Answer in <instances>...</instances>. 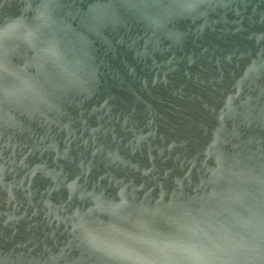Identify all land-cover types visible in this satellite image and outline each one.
Here are the masks:
<instances>
[{
    "label": "water",
    "instance_id": "1",
    "mask_svg": "<svg viewBox=\"0 0 264 264\" xmlns=\"http://www.w3.org/2000/svg\"><path fill=\"white\" fill-rule=\"evenodd\" d=\"M264 133V0H0V264H196Z\"/></svg>",
    "mask_w": 264,
    "mask_h": 264
}]
</instances>
